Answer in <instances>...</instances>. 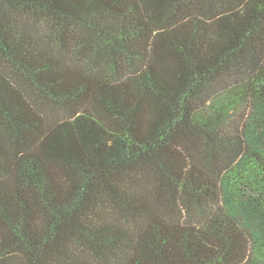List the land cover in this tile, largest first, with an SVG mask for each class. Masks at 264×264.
Instances as JSON below:
<instances>
[{
	"label": "trees",
	"instance_id": "trees-1",
	"mask_svg": "<svg viewBox=\"0 0 264 264\" xmlns=\"http://www.w3.org/2000/svg\"><path fill=\"white\" fill-rule=\"evenodd\" d=\"M0 264H264V0H0Z\"/></svg>",
	"mask_w": 264,
	"mask_h": 264
}]
</instances>
